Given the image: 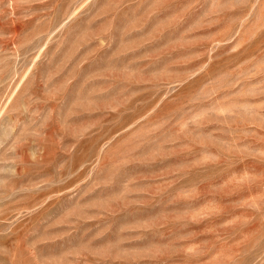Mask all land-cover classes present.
<instances>
[{
	"label": "rangeland",
	"instance_id": "rangeland-1",
	"mask_svg": "<svg viewBox=\"0 0 264 264\" xmlns=\"http://www.w3.org/2000/svg\"><path fill=\"white\" fill-rule=\"evenodd\" d=\"M0 264H264V0H0Z\"/></svg>",
	"mask_w": 264,
	"mask_h": 264
}]
</instances>
